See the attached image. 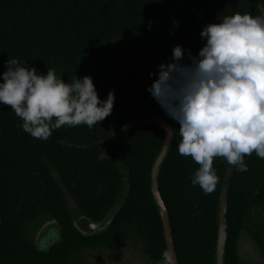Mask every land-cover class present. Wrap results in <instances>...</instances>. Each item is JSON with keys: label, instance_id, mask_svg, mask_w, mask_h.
<instances>
[{"label": "trees", "instance_id": "16d2710c", "mask_svg": "<svg viewBox=\"0 0 264 264\" xmlns=\"http://www.w3.org/2000/svg\"><path fill=\"white\" fill-rule=\"evenodd\" d=\"M263 5L264 0H0V74L15 58L40 75L53 69L65 83L90 76L101 100L110 90L115 95L111 114L97 126L65 125L48 140L25 133L11 106L0 104V264H81L86 250H118L132 240L158 264L166 247L150 170L164 134L144 120L163 118L176 131L179 124L146 91L156 78L149 73L170 61L176 45L195 56L205 25L236 13L264 16ZM182 62L189 63L186 57ZM179 140L174 132L157 179L178 264H214L223 188L224 264H245L237 243L248 231L249 212L264 209V159L246 156L248 171L237 172L215 158L219 181L205 194L191 184L199 165L177 153ZM54 172L76 209L67 208ZM125 181L127 194L111 223L91 235L79 233L73 220H102ZM51 219L61 227L62 240L40 253L27 227L38 223L37 230ZM257 243L264 257V242Z\"/></svg>", "mask_w": 264, "mask_h": 264}, {"label": "clouds", "instance_id": "9594fccd", "mask_svg": "<svg viewBox=\"0 0 264 264\" xmlns=\"http://www.w3.org/2000/svg\"><path fill=\"white\" fill-rule=\"evenodd\" d=\"M200 37L205 43L195 56L174 46L170 61L149 73L156 78L146 91L179 124L168 136L178 133L177 153L199 165L191 184L208 194L219 181L215 158L237 172L248 171L246 156L264 159V16H224L205 25ZM5 67L0 104L10 105L19 127L35 139L48 140L65 125L92 128L113 110L114 91L101 100L90 76L65 83L53 69L40 75L15 58ZM158 264H176L174 251L165 248Z\"/></svg>", "mask_w": 264, "mask_h": 264}, {"label": "water", "instance_id": "95a60500", "mask_svg": "<svg viewBox=\"0 0 264 264\" xmlns=\"http://www.w3.org/2000/svg\"><path fill=\"white\" fill-rule=\"evenodd\" d=\"M144 123L154 124L155 126L160 128L164 134V141L162 147L151 166L150 190L154 203L159 212L162 229H163L165 247L168 249H172L174 251L168 214L164 206V203L161 199L157 184L160 166L162 165L172 142V139L169 138L168 136V132L171 129V127L167 122V120L163 118L149 117L144 120ZM52 177L65 198L67 208L69 210L76 209V204L73 198L66 190L64 183L59 178L57 173L55 172L52 173ZM126 194H127V182L125 181L123 184L120 197L110 208V210L102 220L94 222L85 218L84 216H79L73 220V225L75 229L82 235H91L103 230L106 226H108L111 223L114 216L120 210ZM225 210H226V189L223 188L219 196L218 228H217V241L215 246L214 264H224L225 239H226V227H225V219H224ZM0 226H1V218H0ZM61 240H62L61 227L56 222V220L51 219L43 222L39 226V228L35 231L33 245L38 252L47 253L52 246L56 245ZM175 259H176V255H175ZM176 264H178L177 259H176Z\"/></svg>", "mask_w": 264, "mask_h": 264}, {"label": "rangeland", "instance_id": "374dc122", "mask_svg": "<svg viewBox=\"0 0 264 264\" xmlns=\"http://www.w3.org/2000/svg\"><path fill=\"white\" fill-rule=\"evenodd\" d=\"M246 222L248 231L240 234L237 243L238 259L245 264H264V257L257 243V239L264 242V209L250 211ZM37 224L31 223L27 227V236L33 243ZM81 259V264H153L142 254L136 240L122 243L118 250H86L81 254Z\"/></svg>", "mask_w": 264, "mask_h": 264}]
</instances>
